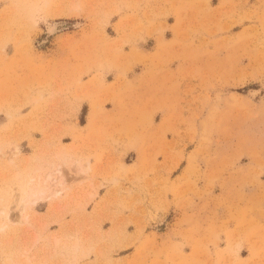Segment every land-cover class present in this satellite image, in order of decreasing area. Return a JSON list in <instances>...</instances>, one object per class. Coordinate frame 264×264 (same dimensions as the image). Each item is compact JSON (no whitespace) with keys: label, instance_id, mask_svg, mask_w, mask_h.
<instances>
[{"label":"rangeland","instance_id":"obj_1","mask_svg":"<svg viewBox=\"0 0 264 264\" xmlns=\"http://www.w3.org/2000/svg\"><path fill=\"white\" fill-rule=\"evenodd\" d=\"M0 264H264V0H0Z\"/></svg>","mask_w":264,"mask_h":264},{"label":"bare ground","instance_id":"obj_2","mask_svg":"<svg viewBox=\"0 0 264 264\" xmlns=\"http://www.w3.org/2000/svg\"><path fill=\"white\" fill-rule=\"evenodd\" d=\"M49 27H50V29H49L50 32H54L55 30H57L58 23H56L55 21L54 22L52 21V23H50Z\"/></svg>","mask_w":264,"mask_h":264}]
</instances>
